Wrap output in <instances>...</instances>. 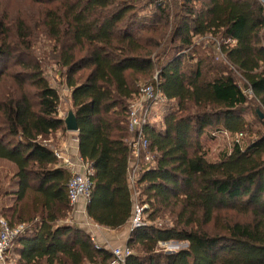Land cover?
<instances>
[{"label":"trees","instance_id":"16d2710c","mask_svg":"<svg viewBox=\"0 0 264 264\" xmlns=\"http://www.w3.org/2000/svg\"><path fill=\"white\" fill-rule=\"evenodd\" d=\"M14 1L25 8L12 13ZM199 39L208 44L197 56ZM49 64L71 91L92 183L89 219L117 231L146 207L126 264H264L261 0H0V160L16 166L10 183L18 186L9 223L30 225L36 243L17 264H110L112 252L87 232L58 224L73 210L72 173L51 143L69 132ZM142 81L159 89L169 111L163 131L145 127L149 146L133 188L129 108ZM219 132L243 137L214 153L207 144ZM170 242L187 245L161 253Z\"/></svg>","mask_w":264,"mask_h":264},{"label":"built area","instance_id":"2783aa9c","mask_svg":"<svg viewBox=\"0 0 264 264\" xmlns=\"http://www.w3.org/2000/svg\"><path fill=\"white\" fill-rule=\"evenodd\" d=\"M155 79L157 80V77ZM166 103L167 99L155 85L144 84L140 86L137 96H135V99L130 104L129 131L133 134L131 142L133 157L129 170V182L133 188L136 185L137 175L140 169L141 151L148 149L149 146L148 140L145 138V127L150 122L153 107ZM242 137V134L238 135L236 141H241ZM55 156L61 165L72 173L67 185L70 205L74 207L82 202L87 204L92 191V183L89 178L87 165L80 156L73 157L68 151H55ZM152 159V156H146V161H151ZM79 167L82 168V171H79ZM145 208L136 206L131 221V231L141 226L142 212ZM31 228L26 223L11 226L7 219L0 218V262L6 261L8 254L14 251L17 240L27 234ZM91 240L97 249L102 248V246L97 244L93 235L91 236ZM110 251L114 256L110 264H126L127 260L133 255V251L127 246V243L123 246L112 248Z\"/></svg>","mask_w":264,"mask_h":264},{"label":"crops","instance_id":"0c3cea01","mask_svg":"<svg viewBox=\"0 0 264 264\" xmlns=\"http://www.w3.org/2000/svg\"><path fill=\"white\" fill-rule=\"evenodd\" d=\"M52 138L53 139L51 140V143H56V146L59 147V151H68L73 157L79 156L77 134L67 133L63 135L61 132H58L54 134ZM0 163L6 164L5 161L1 160ZM79 171H82L81 167H79ZM13 172L10 173L11 176L13 175ZM3 176L4 179H8V173H3ZM0 178L2 177L0 176ZM7 187L9 188V190L5 191V195L0 194V218H4L8 221H11L13 220L12 214L14 212L15 204L17 202L16 193L18 191V186L16 184L11 186L9 182L7 183ZM20 205L22 206L23 204ZM36 222H39V219H37ZM58 224L74 226L75 228L83 229L85 232H87L89 236L93 235L97 243L101 242L103 244L102 247H105L109 250L125 245L127 243L131 231L129 225L117 231L108 230L95 225L87 215L86 203L84 202L80 203L77 206H74L69 218H67L66 220L59 221ZM29 236V234H25L24 236L19 238L15 244L14 251L10 252L6 261L0 262V264H17L18 256L21 255L22 251H24V255H30L36 247V243L34 241L29 240Z\"/></svg>","mask_w":264,"mask_h":264},{"label":"rangeland","instance_id":"374dc122","mask_svg":"<svg viewBox=\"0 0 264 264\" xmlns=\"http://www.w3.org/2000/svg\"><path fill=\"white\" fill-rule=\"evenodd\" d=\"M261 3L264 6V0H261ZM10 9L12 10V13L14 11H19V9H24L25 8V4L21 3V2H11L9 4ZM155 10V9H154ZM153 10V11H154ZM46 43V40H44L43 38L40 39V42L38 43V51L43 47V45ZM208 42H205L204 39H199L196 40V45L198 46V50L196 51V55L200 56V55H204L205 54V48L207 47ZM45 76L47 78V80L49 81L50 85L57 89L59 91L60 94V98H61V107H60V116L65 119V117L67 116V114L72 110L70 109L71 107V91L64 85V81L61 77V75H59L58 73V68L55 67L54 65L49 64L48 66L45 67ZM156 78V77H155ZM236 81L239 84V86H241L242 88H244V81L241 79V77L239 75H236ZM144 84H149V82H141L140 85H144ZM246 94H248L250 96V98H252L251 93H249L248 91H245ZM251 106L253 107V112L254 111V107L253 103L251 104ZM251 106L249 105L248 107V111L251 112ZM256 110V109H255ZM169 110L167 109V105L166 104H160L158 106H154L150 115V122L155 126V128L157 130L163 131L164 129V125H163V120H164V116L167 114ZM253 114V113H252ZM249 114V116H247V121L250 123H254L255 127H257V129H260L261 126L258 125L256 123V119L255 117ZM219 134V136H218ZM218 134H215L217 139L215 141H211L210 143L207 144V148L212 149V152L217 153L219 152L221 149H224L226 146L228 147L227 150L231 149V145L232 142L236 140V138H232L230 135L225 134L223 132V134H220V132ZM246 136L245 139L249 140L251 137H255V135L247 132L245 133ZM228 135V136H227ZM245 143V140L242 142ZM6 164L4 163H0V176L2 178H0L1 184H0V194L2 192H5L6 190L8 191L9 188L7 187V183H9V179L11 177L10 173L13 174L16 172V166L12 163H9L8 161H5ZM3 173H8V179H4ZM15 183L11 184V186H13ZM130 228H131V223L129 224ZM99 246H102L103 244L101 242L97 243ZM186 243H174V242H170V243H163L160 245V252L163 254H167V253H173V252H177L180 251L184 248H186Z\"/></svg>","mask_w":264,"mask_h":264},{"label":"water","instance_id":"95a60500","mask_svg":"<svg viewBox=\"0 0 264 264\" xmlns=\"http://www.w3.org/2000/svg\"><path fill=\"white\" fill-rule=\"evenodd\" d=\"M259 115H260L261 119H264L263 113L259 112ZM64 122L66 125V129L69 133H72V134H78L79 133V126H78L77 118H76V115L73 112V110H71L67 114V116L64 119Z\"/></svg>","mask_w":264,"mask_h":264}]
</instances>
